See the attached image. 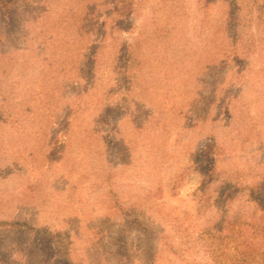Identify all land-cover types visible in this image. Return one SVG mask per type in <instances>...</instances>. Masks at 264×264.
I'll list each match as a JSON object with an SVG mask.
<instances>
[{
	"label": "rangeland",
	"instance_id": "obj_1",
	"mask_svg": "<svg viewBox=\"0 0 264 264\" xmlns=\"http://www.w3.org/2000/svg\"><path fill=\"white\" fill-rule=\"evenodd\" d=\"M125 1L0 11V264H249L242 246L258 241L264 253L263 202L248 205L257 240L213 247L207 199L221 180L264 186V0H135L120 17Z\"/></svg>",
	"mask_w": 264,
	"mask_h": 264
},
{
	"label": "trees",
	"instance_id": "obj_2",
	"mask_svg": "<svg viewBox=\"0 0 264 264\" xmlns=\"http://www.w3.org/2000/svg\"><path fill=\"white\" fill-rule=\"evenodd\" d=\"M232 1V0H230ZM126 4L118 10L120 17H126V15L129 13L127 10V2H129V6L136 7L138 4L135 2V0H126ZM16 3V0H0V11L7 12L8 14L6 16L12 17V14L10 12L12 5ZM10 13V14H9ZM123 22H121L122 24ZM104 32L100 31L99 35L97 36L98 40H102ZM99 48L98 44H95L93 47V55H96V50ZM122 59V58H121ZM121 59L119 61H121ZM116 61V59H115ZM126 65H124L123 63ZM121 62V67L123 66V69L127 71V61L124 59ZM117 62H115L116 64ZM95 69V63L94 60H90L88 67H86L85 74H87L88 78H91L93 76V71ZM120 76V75H119ZM106 96L107 93L105 92ZM103 95H101L100 99H103ZM105 114L108 115L109 112L113 111L111 107L106 108L105 107ZM217 142L214 139H210L200 148V151L197 154L196 159V165L198 168L199 173L206 178V181L204 182V189L208 186L209 180L213 179L214 175H216V165H217V158L216 155L218 152ZM221 189H212L210 190V193L208 194V200L212 201L213 198H216L217 200L214 202L215 209L214 211V220L210 221L209 225L214 228H217V232L215 235H213L209 240H211L212 246L216 247L218 245L217 241L220 240H232L236 239L237 237L241 238L242 242L241 244H249L251 241H254V239H258L260 234H257L260 226L256 225V216L254 214H251V210L248 211V205H251L252 202H263L264 203V186L260 181L256 182H249L242 187H239V183L230 182L228 180H221ZM211 202H205L206 206H209ZM204 205V206H205ZM233 205V207H232ZM235 207L237 209H235ZM112 212V209H111ZM134 224H139V222L135 221ZM255 223V225H254ZM19 226V225H16ZM211 229V230H212ZM210 228L208 233H210ZM223 233V231H225ZM256 230V233L255 231ZM219 231V232H218ZM212 235V232L209 236ZM227 235V236H224ZM245 238V239H244ZM247 238V240H246ZM205 239V234L201 236V238L197 239V243H200ZM244 239V240H243ZM217 240V241H216ZM216 241V243L214 242ZM255 243V242H254ZM254 249H250V245L246 246V249L242 246V250L245 252L246 250H250V260L249 264H264V253H259L258 246L261 244V242H256ZM209 247V246H208ZM212 249V248H211ZM208 249L210 251L211 255L215 257L216 250L215 249ZM3 255L2 250H0V257Z\"/></svg>",
	"mask_w": 264,
	"mask_h": 264
}]
</instances>
